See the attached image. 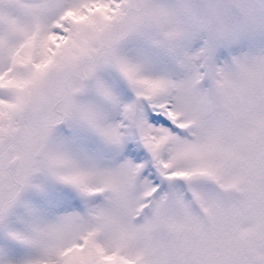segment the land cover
<instances>
[{
	"label": "snow or ice",
	"instance_id": "1",
	"mask_svg": "<svg viewBox=\"0 0 264 264\" xmlns=\"http://www.w3.org/2000/svg\"><path fill=\"white\" fill-rule=\"evenodd\" d=\"M248 30L264 0H0V264H264Z\"/></svg>",
	"mask_w": 264,
	"mask_h": 264
},
{
	"label": "rangeland",
	"instance_id": "2",
	"mask_svg": "<svg viewBox=\"0 0 264 264\" xmlns=\"http://www.w3.org/2000/svg\"><path fill=\"white\" fill-rule=\"evenodd\" d=\"M261 2V0H257ZM199 41H193L192 46L198 47ZM264 52V32L248 30L245 31L236 44L231 47H221L218 49V55L221 60L231 58L233 55H239L245 52Z\"/></svg>",
	"mask_w": 264,
	"mask_h": 264
}]
</instances>
